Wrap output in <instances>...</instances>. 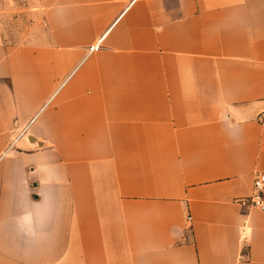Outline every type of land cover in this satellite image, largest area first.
<instances>
[{
  "label": "crops",
  "instance_id": "1",
  "mask_svg": "<svg viewBox=\"0 0 264 264\" xmlns=\"http://www.w3.org/2000/svg\"><path fill=\"white\" fill-rule=\"evenodd\" d=\"M24 10L29 39L0 26V264H264L238 202L264 172V0Z\"/></svg>",
  "mask_w": 264,
  "mask_h": 264
},
{
  "label": "rangeland",
  "instance_id": "2",
  "mask_svg": "<svg viewBox=\"0 0 264 264\" xmlns=\"http://www.w3.org/2000/svg\"><path fill=\"white\" fill-rule=\"evenodd\" d=\"M25 1L0 0L1 34L7 42L19 43L29 39L32 18L24 10Z\"/></svg>",
  "mask_w": 264,
  "mask_h": 264
},
{
  "label": "built area",
  "instance_id": "3",
  "mask_svg": "<svg viewBox=\"0 0 264 264\" xmlns=\"http://www.w3.org/2000/svg\"><path fill=\"white\" fill-rule=\"evenodd\" d=\"M101 40L102 39L100 38L97 42L87 47L84 58L88 56L89 54L97 51L101 47ZM257 121H259L260 123H264V111L260 112L257 115ZM24 130L25 128H23L19 132L17 137L23 134ZM238 202L242 205H245L248 207H254L259 210L264 211V172H261V171L253 172L251 193L244 198H240ZM190 219H191L190 216H188L187 220H190Z\"/></svg>",
  "mask_w": 264,
  "mask_h": 264
},
{
  "label": "water",
  "instance_id": "4",
  "mask_svg": "<svg viewBox=\"0 0 264 264\" xmlns=\"http://www.w3.org/2000/svg\"><path fill=\"white\" fill-rule=\"evenodd\" d=\"M31 140V137L29 138ZM36 142H38V140H35Z\"/></svg>",
  "mask_w": 264,
  "mask_h": 264
}]
</instances>
